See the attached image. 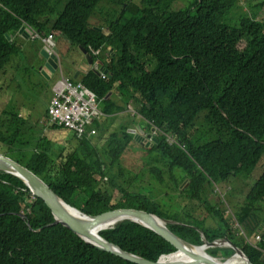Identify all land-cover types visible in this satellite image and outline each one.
I'll list each match as a JSON object with an SVG mask.
<instances>
[{"label": "trees", "instance_id": "trees-1", "mask_svg": "<svg viewBox=\"0 0 264 264\" xmlns=\"http://www.w3.org/2000/svg\"><path fill=\"white\" fill-rule=\"evenodd\" d=\"M101 2L0 0L4 6L0 9V74L20 52L12 38L24 25L44 38L65 37L108 70L106 78L90 70L78 79L94 93L104 115L92 128H101L103 119L131 108L150 124V130L155 129L157 142L136 147L130 128L123 125L108 136L103 155L94 137H78L74 132L77 144L68 148L42 134L34 136L33 127L17 130L9 124L21 118L3 110L0 154L27 167L67 204L87 215L119 208L144 210L172 221L168 228L192 245L202 246L204 238L213 242L228 237L253 264H264V243L255 247L238 239L224 212L204 197L206 185L221 186L247 174L252 185L246 204L236 214L238 223L253 221L250 215L264 207V164L261 174H255L264 159V20L256 12L241 18L238 26L227 25L225 20L239 0H195L179 10L171 9L174 0H143L142 5L113 0L122 7L119 15L93 25L97 13L103 14ZM258 8L259 14L264 13V0ZM134 150L142 157L136 158L140 165L129 169L134 174L128 171L133 181L148 169L164 183L168 173L177 182L183 206L169 213L150 194L133 195L110 176L115 168L125 173L122 165ZM185 180L188 187L183 190ZM188 202L203 209L205 218L187 211ZM208 218L219 227L207 228ZM54 222L49 207L22 180L0 172V264H136L100 251ZM99 234L153 262L177 251L154 231L130 221ZM207 252L215 258L235 253L219 247ZM177 257L162 258L160 263L188 262Z\"/></svg>", "mask_w": 264, "mask_h": 264}, {"label": "rangeland", "instance_id": "rangeland-1", "mask_svg": "<svg viewBox=\"0 0 264 264\" xmlns=\"http://www.w3.org/2000/svg\"><path fill=\"white\" fill-rule=\"evenodd\" d=\"M133 3L142 5L143 0H131ZM195 0H174L171 5L172 10H179L189 7ZM263 0H239V3L232 9L230 15L225 20V23L230 26H238L239 21L244 16H255L257 12V18L259 20H264V13L259 14V5ZM99 9L103 11L97 13V17L92 19L91 23L93 25H103L105 18L114 19L118 12L122 9L119 5H114L113 0H102L99 4ZM25 26V25H24ZM39 41L40 40H36ZM55 48L54 51L60 59L61 68L58 72L51 78L47 79L41 75V69L34 62H32L27 56L19 54V58L16 60L14 55L11 59H15L14 62L7 64L5 68V74L1 76L0 74V113L1 111L13 112L16 117L21 118L11 122L14 128L21 127L24 128L33 127L34 136L38 137L42 134L43 138L47 140H55L53 137L63 134L57 137V142L69 146L68 148L75 147L77 142L72 135L69 136L66 130H51L47 131L44 126L46 121V111L49 104V96L53 90L55 83L61 78V73L63 74L65 57L72 52V50H78L73 46L65 37L54 38ZM35 47L38 42H33ZM83 55L82 53H79ZM18 55V54H17ZM27 55V54H26ZM42 66V65H41ZM20 102L22 105L20 106ZM125 116L119 118V120L113 121L111 126H107L106 130L98 128L97 135L92 138L93 142L96 143L103 155L107 150L108 142L107 138L112 133L117 132L121 129L123 125L130 123V121L138 122L140 116L135 112V110L128 108L124 113ZM49 118V117H48ZM50 124V122H49ZM52 125V124H50ZM18 130V128H17ZM67 132V133H66ZM103 132H107L102 134ZM20 136L26 137L22 132H19ZM155 138V133L152 135V139ZM172 141V137H169ZM141 143L140 141H138ZM138 147V145H136ZM5 149L6 147L3 146ZM2 148V149H3ZM48 148V146H47ZM138 149V148H137ZM54 151V150H53ZM23 155L27 153L26 150L21 151ZM19 153V152H18ZM127 161H124L122 172L119 168L111 170V177L115 179L120 185L127 187L129 192L133 195L139 193H147L153 198L154 201L159 203L161 207L169 212L173 213L175 210L179 209V205H184L183 197H181L180 191L178 190L177 182L170 177L168 173L164 175V183H159L152 175L149 173L148 169L144 171V175L138 180L133 181L130 168L132 169L135 165H140L136 161V158L140 159L142 154L137 150H134L130 154ZM264 164V159L258 165L256 169V176L261 174ZM180 175H182L181 171ZM131 174L133 172H130ZM134 174V173H133ZM179 177V174H177ZM179 181V180H178ZM180 182V181H179ZM252 185V180L247 174H241L238 177H232L229 182L223 183L221 186H210L206 185L204 189V197L208 199L212 204L217 205V207L222 210L225 217L229 220L230 226L238 239H243L246 242H252V234L256 232L261 225L262 219H264V207H260L258 210L254 211L250 216L253 221L247 219L244 225H240L237 221L236 214L240 212L242 206L246 204V195L250 191ZM188 187V181L185 180L181 184V188L184 190ZM185 201V200H184ZM187 211H190L197 217L204 219L205 211L193 206L191 202L187 203ZM254 218V219H253ZM116 226V224H114ZM205 226L207 228H218V224L211 218L206 219ZM227 248V247H221ZM218 260L225 261L227 257L217 258ZM264 260V256H263Z\"/></svg>", "mask_w": 264, "mask_h": 264}, {"label": "water", "instance_id": "water-1", "mask_svg": "<svg viewBox=\"0 0 264 264\" xmlns=\"http://www.w3.org/2000/svg\"><path fill=\"white\" fill-rule=\"evenodd\" d=\"M96 30L103 31L106 35L109 34L106 29L96 28ZM19 33H25L29 36L32 35V31L27 26H23L20 29ZM80 49L85 56V61L76 71L73 77L74 80H78L82 72L87 73L90 70L97 73L98 75L108 74V70L105 69L104 65H102L101 63H95L92 56L85 49ZM40 54L44 61L43 67L41 69V75L46 77L47 79H51L61 68L60 59L56 54L51 53L50 50L45 46H43V48L41 49ZM111 94L112 93H109L107 97L109 98ZM152 132L154 133L155 129H153ZM129 133L133 134L134 139L140 141L141 144L148 143L150 145L157 142L155 138L152 139V135H148V137L145 138L144 132L141 127H137V129H130ZM0 172L11 174L22 180L29 188L31 194L42 199L44 203L49 207L55 219L54 224H60L63 227L71 230L73 233L83 239L87 244L96 247L100 251L112 253L118 257L136 264H161L160 260L162 257L174 254L172 253L169 255H163L159 258L158 261L153 262L138 255H134L122 250L120 247L106 241L99 234L101 231L114 228H107L110 224L118 225L122 222L130 221L154 231L156 234L172 244L177 251L186 250L190 254L195 256V259L192 262H175L170 264H219L216 261L218 259L215 257H212L210 255L208 257L198 256L195 255L192 251H189L191 250V248L198 246L192 245L191 243L185 241L184 239L173 233L168 228V223H172V221L162 219L157 215L134 208H119L98 215H87L79 209L67 204L58 194H56L50 188L48 184H46L40 177L34 174L27 167L3 154H0ZM203 242L204 244L201 247L205 249L217 247L221 248L227 245L235 252H238L241 255L245 256L248 260V264H253L244 254V252L234 243H232V241L228 237H224L213 242H210L204 238Z\"/></svg>", "mask_w": 264, "mask_h": 264}, {"label": "built area", "instance_id": "built-area-1", "mask_svg": "<svg viewBox=\"0 0 264 264\" xmlns=\"http://www.w3.org/2000/svg\"><path fill=\"white\" fill-rule=\"evenodd\" d=\"M3 8L4 6L0 3V9ZM27 27L32 31L33 40H40L51 53L56 54L52 36L44 38L36 30ZM106 76V74H102V77L106 78ZM47 114L50 124L66 128L78 137L87 136L88 138L97 135V130L92 128V125L104 117L94 93L81 82H74L66 76H61L55 83ZM249 243L255 247L259 243H264L263 234H256L253 241Z\"/></svg>", "mask_w": 264, "mask_h": 264}, {"label": "crops", "instance_id": "crops-1", "mask_svg": "<svg viewBox=\"0 0 264 264\" xmlns=\"http://www.w3.org/2000/svg\"><path fill=\"white\" fill-rule=\"evenodd\" d=\"M12 40L17 43L20 47V52L18 53V55L14 56V58L17 60L19 58V54L20 55H23V56H27L32 62H34V64H36L38 67V70L40 71V67H43V59H42V56L40 54V51L41 49L43 48V44L42 42L40 41H36V40H33L31 36L25 34V33H18L17 36L13 37ZM33 42H38V45L35 47V45L33 44ZM79 53H82L78 50H72L71 53H69L66 57H65V61H64V69H63V74L61 73V76H66V77H73L76 73V71L79 69V67L82 65V63L85 61V56L84 55H81ZM27 54V55H26ZM13 58L12 61H10L8 64H10L11 62H14L15 59ZM42 65V66H41ZM61 65V64H60ZM4 73L1 74L4 75ZM84 72H82L79 76V80L82 78ZM79 80H76V81H79ZM80 82V81H79ZM54 87V86H53ZM53 96V90L51 92V95L49 96V103H50V99L52 98ZM112 96V94H111ZM110 96V97H111ZM114 96V95H113ZM115 100L123 105L124 103L118 98L115 96ZM20 106L22 105V102L19 103ZM49 105V104H48ZM48 110V109H47ZM131 110V108H130ZM47 113V111H46ZM125 112L121 113V114H117L115 116H109L105 119H103V121H101V128L102 130H106L107 126H111L113 124V121H115L116 119L119 120V118H122L125 116L124 114ZM46 121H49L48 119V115L46 114ZM150 124L147 122V121H144L141 119L140 117V120L138 122H133V121H130V123L126 124V126H128L130 129H137V127H141V129L143 130L144 132V137L147 138L148 135H153L154 133L152 132L153 130H150L148 128ZM46 127V130L47 131H51V130H60L61 129H55L53 128V126H51L49 124V122L45 123L44 125ZM64 131V130H62ZM67 131V130H66ZM98 131V130H97ZM68 132V133H67ZM66 133L71 136L72 133L71 131H67ZM107 132H103L102 134H105ZM63 134V132L58 135V136H55L53 137L55 140H52L53 142H55V144H58L59 142H57V137H60L61 135ZM71 134V135H70ZM135 140V139H134ZM152 141V139H151ZM135 144L138 145L139 142L138 140H135ZM61 144V143H59ZM142 145H146V146H149L148 143H144ZM151 145V144H150ZM264 234V219L262 220L261 222V225L259 226V229H257V231L252 234V238L256 235V234Z\"/></svg>", "mask_w": 264, "mask_h": 264}, {"label": "bare ground", "instance_id": "bare-ground-1", "mask_svg": "<svg viewBox=\"0 0 264 264\" xmlns=\"http://www.w3.org/2000/svg\"><path fill=\"white\" fill-rule=\"evenodd\" d=\"M111 227H115L114 224H110L108 225L107 228H111ZM99 232V231H98ZM97 232V233H98ZM99 242V241H98ZM100 243V242H99ZM223 247H227L229 248L227 245L226 246H223ZM189 251H192L195 255H198V256H204V257H208L209 254L207 252V249L201 247V246H198V247H193L191 248V250ZM184 254V256L181 255ZM175 256H178L177 258H183L184 260L188 261V262H192L194 259H195V256L190 254L188 251L186 250H183V251H176L173 255H169V256H165V257H162L163 259L167 258V257H175ZM211 256V255H210ZM161 258L160 261H162L163 259ZM181 260H178L176 262H179ZM219 264H248V260L246 259L245 256L241 255L240 253L238 252H235L233 253L232 256L228 257L225 261H221V260H216ZM174 262V261H173Z\"/></svg>", "mask_w": 264, "mask_h": 264}]
</instances>
